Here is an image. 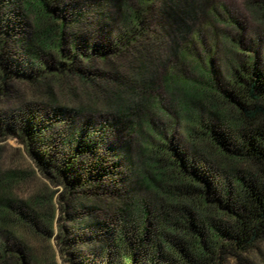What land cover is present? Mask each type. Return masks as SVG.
Segmentation results:
<instances>
[{"label": "trees", "instance_id": "1", "mask_svg": "<svg viewBox=\"0 0 264 264\" xmlns=\"http://www.w3.org/2000/svg\"><path fill=\"white\" fill-rule=\"evenodd\" d=\"M125 2L109 0L96 16L78 0H0V103L20 97L19 84L69 82L80 95L73 107L0 109V137L18 138L56 186L23 200L2 189L14 172L0 177V264H49L26 240L9 245L1 235L13 223L48 240L55 207L68 264L255 263L264 243V64L245 52L226 85L210 61L197 62V78L172 81L171 96L179 86L189 99L180 97L186 149L153 129L150 114L161 107L149 94L158 67L196 39L195 22L213 8L209 0Z\"/></svg>", "mask_w": 264, "mask_h": 264}, {"label": "rangeland", "instance_id": "2", "mask_svg": "<svg viewBox=\"0 0 264 264\" xmlns=\"http://www.w3.org/2000/svg\"><path fill=\"white\" fill-rule=\"evenodd\" d=\"M125 1L132 6H137V0ZM108 2L109 0H98V2L97 0H78L79 7L85 11L88 10L89 15L96 16H101L107 11ZM209 6L213 8V13L208 16L201 14L194 24L197 30L196 39L188 37L181 45L180 53L169 58L164 66L158 67L159 76L155 90L149 94V97L152 96L153 99H156L161 107V110L152 111L150 114L153 129L175 136L186 149L191 148L190 143L184 139L189 115L184 109L182 100L185 102L189 99L179 86L177 87L179 94H176L174 98L171 96L168 89L174 85L172 81L197 78V62L205 65L210 61L217 79L219 78L218 80L226 85L225 78H228L232 68L238 65L240 60L245 59V52L255 53L260 63L264 64V10L262 8L264 0H209ZM118 22L114 23L113 32L118 28L120 23ZM204 68L201 67V69ZM170 75L173 77L170 78ZM167 83L171 85H168L169 87L166 89ZM48 86L50 87H31L19 84L17 88L21 92L20 97L1 102L0 109L9 112L23 106L34 109H53L60 105L73 107L79 103L80 95L76 96L74 94L76 91L72 89L73 86H76L75 84L71 85L69 82L63 83L62 81L61 84L53 82ZM194 110L201 115L204 121L213 119L205 102L203 105L201 102L195 103ZM130 137L133 138L132 146L136 148L137 133L132 132ZM133 153L135 154L137 151L135 150ZM134 163L135 167H138L137 162L134 161ZM126 166L129 171V162ZM11 172H14L15 181L2 189L5 188L6 192L13 193L20 199L25 200L31 195L46 192L47 185L52 190L56 189V186L49 184V181L37 170L18 138L2 136L0 137V177ZM128 175H130L129 172ZM57 194L56 192L52 195L54 206H56ZM58 215L55 207L53 234L48 240L35 237L23 226H15L12 222L10 229L13 231L5 232L1 235V239L7 240L9 245H12L19 237L26 240L35 253L46 254L49 264H68L61 258L56 244L57 223L63 222L59 220ZM5 234L8 238L4 236ZM253 252L255 254H252V259L255 260V263L245 261V264H264V243H260L257 251Z\"/></svg>", "mask_w": 264, "mask_h": 264}]
</instances>
